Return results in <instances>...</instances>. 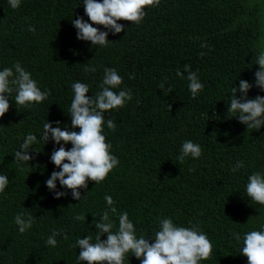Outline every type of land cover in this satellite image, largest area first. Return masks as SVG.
Instances as JSON below:
<instances>
[{
	"label": "trees",
	"instance_id": "1",
	"mask_svg": "<svg viewBox=\"0 0 264 264\" xmlns=\"http://www.w3.org/2000/svg\"><path fill=\"white\" fill-rule=\"evenodd\" d=\"M145 11L140 24L118 21L124 30L109 32L107 47H100L76 38L72 20L80 16L88 21L83 0H21L16 9L0 0V70L19 61L40 89L50 92L31 108L16 105L12 93L9 111L0 118V174L9 178L0 193V264H78L80 249L71 245L86 235L95 242L94 223L108 208L105 195L117 209L110 214L114 232L123 212L137 237L149 242L163 218L177 226L198 224L213 246L211 258L200 264H247L240 254L242 241L232 233L243 237L264 224V205L252 202L245 191L249 175L264 173V125L247 129L230 118L227 107L240 79L253 84L248 98L264 96L254 84L256 56L264 51V0H160ZM185 64L204 85L195 99L187 73L183 79L176 75ZM85 65L96 71L85 72ZM105 68L123 78L114 91L132 92L123 108L105 113L103 134L119 164L101 183L88 181L79 201L59 181L57 190L68 195L54 198L45 181L59 171L50 160L59 145L51 139L44 144L43 125L48 121L56 127L59 121L62 130L71 129V85L85 83L86 95L95 96ZM162 82L173 91L159 89ZM108 119L115 122V131L107 128ZM29 133L38 141L29 149L35 158L20 165L13 155ZM185 140L199 144L203 153L180 164L177 156ZM70 148L69 142L65 149ZM240 160L244 167L231 171ZM19 213L35 216L25 233L14 222ZM76 214H85V222L75 220ZM54 229L68 239L57 236V246L51 247L46 240ZM124 264L140 261L129 253Z\"/></svg>",
	"mask_w": 264,
	"mask_h": 264
},
{
	"label": "clouds",
	"instance_id": "2",
	"mask_svg": "<svg viewBox=\"0 0 264 264\" xmlns=\"http://www.w3.org/2000/svg\"><path fill=\"white\" fill-rule=\"evenodd\" d=\"M21 0H8L12 9L20 6ZM160 0H83L84 14L88 17L85 21L83 17L77 16L72 20L76 31V38L81 41H90L92 45L107 47L109 32L113 35L124 30V25L118 21H129L132 24H140L145 15L146 8L157 7ZM103 26L106 31L99 27ZM29 31L35 32V28L29 25ZM207 45L202 44L201 47ZM201 56L205 53L201 52ZM255 64L259 67L254 73V84L261 91H264V51H260L256 56ZM184 71L176 70V75L189 81L188 89L191 97L195 99L204 88L197 74L191 71V66L183 65ZM85 72H95V67L85 65ZM129 79H134L133 75ZM123 83V78L114 68H105L103 80L100 84V91L95 96L86 95L89 86L82 82H74L71 85L74 93L70 103L69 115L71 129L79 128V131L60 127V122L46 121L43 125L41 139L44 144L51 139L58 148H54L51 153V162L59 168L53 171L45 181L49 191L54 193V198L67 196V191H58L56 182L59 181L61 188L71 191V196L75 200H80V189H86L88 181L99 184L104 181L108 174L119 164L118 158L110 151L112 145L106 142L103 134L105 124V113L123 108L127 101L132 99L130 89L114 91ZM164 82L159 85V89L172 92V88H165ZM253 87L252 83L240 79L238 86L231 89L232 98L227 107V113L235 117L240 123L246 125L247 129L259 130L264 125V96L256 95L248 98V92ZM239 92V96H237ZM15 93L14 101L16 105L24 108H31L33 104H40L45 101L50 92L42 91L36 80L32 78L30 72L17 61L12 67H5L0 70V118H2L10 108L9 97ZM171 110V105H168ZM107 128L115 131L116 124L112 119L107 120ZM37 137L29 133L20 145V150L15 151L14 160L20 164H29L35 157L29 155L30 147L37 143ZM71 143L70 149H65V145ZM39 153L38 151H34ZM203 150L199 144L191 140H185L177 156L178 163L185 162L187 157L199 159ZM67 161V162H65ZM244 167V161H237L231 171L236 172ZM194 171V169H189ZM246 195L256 204L264 205V173L256 171L247 178ZM9 184V178L0 174V193H3ZM107 210H104L95 222L97 234L95 242L91 236L78 238L72 247H79L80 251L76 257L78 264H124L126 257L131 253L140 264H200L203 260H209L212 256L213 246L208 236L199 230V225L191 227L177 226L171 218H163L159 221V230L155 232L154 239H146L141 235H136L134 224L129 220L127 212L118 214V230L116 222L111 219L110 214H117L114 206L115 202L110 195L104 197ZM77 221L85 222V214H76L73 217ZM14 222L18 226L20 233H25L31 229L35 216L28 213H19L14 217ZM261 230L246 232L243 237L238 233H232L233 238L240 242L242 246L240 254L247 257V264H264V224ZM107 234L102 240L101 235ZM57 236L67 240L66 233L54 229L47 238L46 244L56 247Z\"/></svg>",
	"mask_w": 264,
	"mask_h": 264
}]
</instances>
